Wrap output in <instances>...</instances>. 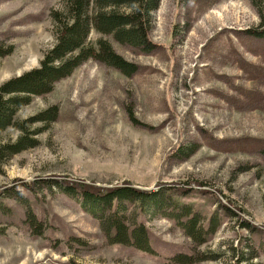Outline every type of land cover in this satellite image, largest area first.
<instances>
[{
  "label": "rangeland",
  "instance_id": "1",
  "mask_svg": "<svg viewBox=\"0 0 264 264\" xmlns=\"http://www.w3.org/2000/svg\"><path fill=\"white\" fill-rule=\"evenodd\" d=\"M60 1L0 0V50L8 53L0 57V85L39 66L54 44L49 13ZM256 33H264V0H161L152 13V53L109 39L136 65L135 75L88 61L21 108L16 122L51 106L58 117L28 126L38 132L34 148L0 156V193L23 192L41 224L34 233L23 205L1 197L0 264H170L177 254L231 264V247L264 264V37ZM98 38L91 31L88 40ZM18 137L14 129L0 134V152ZM62 179L149 192L188 187L181 199L205 222L217 213L218 229L196 246L152 214L141 220L153 254L112 246L74 198L54 187L51 194L20 187Z\"/></svg>",
  "mask_w": 264,
  "mask_h": 264
},
{
  "label": "trees",
  "instance_id": "2",
  "mask_svg": "<svg viewBox=\"0 0 264 264\" xmlns=\"http://www.w3.org/2000/svg\"><path fill=\"white\" fill-rule=\"evenodd\" d=\"M161 0H61L59 10H50L53 46L44 52L39 66L13 77L0 85V134L8 129L19 132L14 144L2 148L8 155L19 154L36 146L33 138L38 132L29 131L28 126L49 125L57 120L58 108L51 106L27 120L16 122L17 112L28 106L33 98L50 94L55 85L69 78L75 70L88 61H93L108 69L117 71L125 78H131L137 72L136 65L119 56L111 46L109 39L121 47L130 48L143 54H150L155 45L149 40L152 25V13L157 10ZM94 31L100 36L94 43L89 34ZM256 36L262 38L264 33ZM8 53H2L0 57ZM24 191H33L36 187L43 193H53V187L61 194L74 198L82 210L98 221L105 242L112 246H124L153 254L149 236L141 218L156 215L171 221L196 246L205 244L218 229L219 216L214 213L208 222L192 204L181 199L190 189L188 187L158 186L156 192L142 191L125 183L123 185L99 186L94 183L52 180L51 182L21 183ZM179 192V196L176 193ZM13 198L23 205L25 224L39 234L41 224L35 219L33 211L26 205L23 192L6 189L1 197ZM3 203L0 202V206ZM221 205V204H220ZM132 206H134L132 208ZM1 208V207H0ZM225 214L234 213L223 207ZM135 210V216L132 210ZM131 210L132 215L128 214ZM242 228L256 231L246 221ZM257 232V231H256ZM264 250V243H260ZM231 264H250L242 249L231 247ZM216 257L202 255L177 254L170 264H196ZM252 258V257H249ZM229 264V263H228Z\"/></svg>",
  "mask_w": 264,
  "mask_h": 264
},
{
  "label": "bare ground",
  "instance_id": "3",
  "mask_svg": "<svg viewBox=\"0 0 264 264\" xmlns=\"http://www.w3.org/2000/svg\"><path fill=\"white\" fill-rule=\"evenodd\" d=\"M224 10H226V9H224ZM215 17L218 19L222 18V13L221 12H215Z\"/></svg>",
  "mask_w": 264,
  "mask_h": 264
}]
</instances>
